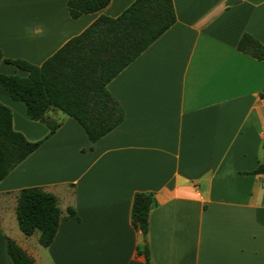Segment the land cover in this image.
I'll use <instances>...</instances> for the list:
<instances>
[{
	"label": "crops",
	"instance_id": "0c3cea01",
	"mask_svg": "<svg viewBox=\"0 0 264 264\" xmlns=\"http://www.w3.org/2000/svg\"><path fill=\"white\" fill-rule=\"evenodd\" d=\"M69 0H0L4 57L40 66L100 16L135 0H111L73 19ZM177 21L107 89L123 122L92 143L73 118L51 109L30 119L0 86L13 127L42 144L0 182V264H13L6 238L35 264H145L132 226L136 193H152V264H264V61L238 50L244 34L264 46V0H173ZM5 75L27 76L6 62ZM40 187L62 211L47 248L25 236L16 207ZM68 209L75 211L68 214Z\"/></svg>",
	"mask_w": 264,
	"mask_h": 264
},
{
	"label": "trees",
	"instance_id": "16d2710c",
	"mask_svg": "<svg viewBox=\"0 0 264 264\" xmlns=\"http://www.w3.org/2000/svg\"><path fill=\"white\" fill-rule=\"evenodd\" d=\"M111 0H69L73 19L98 13ZM177 21L173 0H135L120 16H100L83 33L72 38L42 65L6 59L0 50V63L6 62L27 76L0 72V86L14 101L25 105L27 115L46 124V114L59 110L84 129L92 143L99 141L124 120V112L107 89L108 83L131 64ZM238 50L264 61V46L244 34ZM43 141L30 142L13 127V114L0 103V182L29 157ZM253 174H264V164ZM156 205L152 193H136L132 204V226L143 237L138 253L145 264H152L148 244L149 219ZM68 214L74 215L73 209ZM16 216L19 229L29 237L39 233V243L47 248L57 234L62 211L58 198L40 187L24 188L18 193ZM13 264H35V260L14 240L6 238Z\"/></svg>",
	"mask_w": 264,
	"mask_h": 264
},
{
	"label": "built area",
	"instance_id": "2783aa9c",
	"mask_svg": "<svg viewBox=\"0 0 264 264\" xmlns=\"http://www.w3.org/2000/svg\"><path fill=\"white\" fill-rule=\"evenodd\" d=\"M261 135H262V137H263V139H264V124H263L262 127H261Z\"/></svg>",
	"mask_w": 264,
	"mask_h": 264
}]
</instances>
